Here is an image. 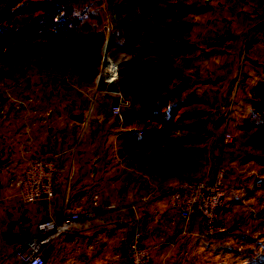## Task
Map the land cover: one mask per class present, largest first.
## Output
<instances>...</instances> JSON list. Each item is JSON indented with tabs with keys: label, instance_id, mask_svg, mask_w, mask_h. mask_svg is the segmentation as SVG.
<instances>
[{
	"label": "crops",
	"instance_id": "1",
	"mask_svg": "<svg viewBox=\"0 0 264 264\" xmlns=\"http://www.w3.org/2000/svg\"><path fill=\"white\" fill-rule=\"evenodd\" d=\"M138 1L103 0L94 9L107 22L109 35L152 34L148 23L165 28L172 41V50L165 51L175 70L167 90L186 76L182 95H194L201 108L205 98V106L211 104L213 121L214 115H223V123L232 129L231 118L237 110L223 112L222 98L246 99L247 90L259 79L255 71L244 75L234 71L238 66L240 72L247 70V58L264 61V31L262 39L256 33L264 22V0H159L157 11L148 14L140 11ZM180 6L192 11L186 14L178 10ZM215 37L219 42L209 41ZM247 37L253 41L247 43ZM145 56L135 55L136 61L147 60ZM222 67L232 71L224 74L219 70ZM214 71L218 76H206ZM240 76V82L247 81L245 88L238 83ZM111 80L118 84V67L108 62L97 79L96 97L115 101L125 97L119 84V92L108 91ZM72 93L77 97L79 92L73 88ZM43 110L38 117L14 114L9 124V159L0 163L7 162L4 169L0 165V185L7 191V197L0 200V264H10L22 244L42 236L40 226L46 214L59 212L65 200L69 208L91 210L93 217L45 233L46 264H130L126 242L136 228L153 253L152 264H206L198 250L204 240L199 219L181 220L172 203V190L182 177L209 167L210 159L215 161L207 153L205 136L188 144L170 136L158 147L146 148L138 116H118L103 106ZM208 111L205 108L202 125L207 131L214 127ZM72 113H83L84 119L76 120ZM223 123L219 122V128ZM193 146L198 147L194 154L190 152ZM58 153L64 172L54 198L40 204L25 202L16 183L25 163L34 156ZM227 153L224 160L230 158Z\"/></svg>",
	"mask_w": 264,
	"mask_h": 264
},
{
	"label": "rangeland",
	"instance_id": "2",
	"mask_svg": "<svg viewBox=\"0 0 264 264\" xmlns=\"http://www.w3.org/2000/svg\"><path fill=\"white\" fill-rule=\"evenodd\" d=\"M99 1L103 0H68L75 10L85 11L87 17L89 15L88 19L101 27L104 26L105 19L98 8L94 9ZM40 6L41 0H0V163L9 159L7 148L9 124L14 120V114L19 116L21 113H27L32 117H38L40 113H45L43 108L55 110L66 106L110 108L115 98L102 99L95 96L97 79L108 62L116 65L119 71L121 58H127L120 50L112 51L117 48L116 45H113L110 51L108 34L103 48L100 49L102 56L99 70L95 74L85 71L82 73L66 61V57L60 52L61 47L55 45L54 41L43 37H33L30 40L27 37L35 34L34 23L43 20V17L40 18L43 11ZM178 10L189 14L192 8L180 6ZM74 14L71 18L76 20ZM77 25L80 26L79 21L73 26L78 28ZM47 29L50 28L42 26V30ZM263 31L264 22H261L256 31L257 37H263ZM216 39L217 37L209 41L219 42L220 39ZM245 41L250 43L253 40L251 38ZM48 48H52L53 53H47ZM28 51L30 52L27 53ZM84 54L86 50L80 55L72 56L80 58ZM130 55V58H134L135 52ZM247 59L249 68L240 72L238 66L234 74L236 72L244 75L255 71L259 78L257 84L264 79V61L255 57ZM219 70L226 74L232 71V68L222 67ZM206 76L218 75L214 71L212 74L208 72ZM239 78L238 83L245 88L246 79L243 78L240 82L242 78L241 76ZM73 88L79 92L77 97L72 93ZM254 88L251 91L247 90L246 99L239 100L234 95L232 98H222L223 112L228 108L229 113L233 109H236L237 113L236 116H232L235 124L229 129L234 134L233 144L230 146L220 144L219 153L215 151L216 145L221 142L219 122L223 123L226 118L223 115L216 118L214 115L213 121L211 104L206 107V99H203V110L204 112L205 108L209 110L208 117L214 124L213 129L209 127L203 134L209 142L207 153L211 158L215 156L213 166L222 163L228 168L226 180L228 199L222 215V225L209 232L202 228L200 231L204 240L198 250L203 252L205 256L203 263L206 264H264V128L244 125V118L250 111L251 101L254 99ZM125 97L131 100L132 95L125 94ZM210 101L209 98L208 102ZM186 132V128L177 127L173 131L172 139H178ZM197 149V146H193L190 152L194 154ZM225 151L229 152L228 160H224ZM211 161L212 159L209 163H212ZM6 164L7 162L0 165L3 168Z\"/></svg>",
	"mask_w": 264,
	"mask_h": 264
},
{
	"label": "trees",
	"instance_id": "3",
	"mask_svg": "<svg viewBox=\"0 0 264 264\" xmlns=\"http://www.w3.org/2000/svg\"><path fill=\"white\" fill-rule=\"evenodd\" d=\"M158 1L140 0L137 5L143 14H148L157 11ZM40 9L43 10L40 13L43 20L33 22L36 32L26 36L30 40L33 37H43L54 41L55 45L61 47L60 52L66 57V61L74 68H78L82 73L85 71L95 74L99 70L102 56L100 49L108 38L107 22L100 27L88 19L89 15L87 17L85 11L75 10L68 0H41ZM73 14L76 20L71 18ZM86 20L87 22H84ZM76 21L80 22L78 28L73 26ZM82 21L84 24L81 25ZM43 25L50 29L42 30ZM147 26L153 27L149 30L152 34L143 36L113 32L109 35L110 51L111 47L116 45L117 48L112 51L120 50L127 55V58L120 60L118 84L124 95H132L129 114L138 116L139 123L144 127V141L141 142L143 146L158 147L172 137L177 127L187 129L186 134L177 140H180V144H188L203 136L205 129L202 125L206 120V112L198 106L194 95H182L185 85L174 84L167 90L175 70L170 64V57L165 48L172 50V41L165 28H158L149 23ZM55 49L57 50V47ZM84 50L86 54L82 57L72 56L80 55ZM134 52L136 56L146 55L148 59L136 62L137 57L130 58V54ZM47 53H53L52 48H48ZM244 125L264 128V79L255 85L254 99L251 101V109Z\"/></svg>",
	"mask_w": 264,
	"mask_h": 264
},
{
	"label": "built area",
	"instance_id": "4",
	"mask_svg": "<svg viewBox=\"0 0 264 264\" xmlns=\"http://www.w3.org/2000/svg\"><path fill=\"white\" fill-rule=\"evenodd\" d=\"M246 40H249V37ZM130 104L131 100L127 98L112 102L111 112L121 116ZM229 129L227 122H224L219 130V140L224 146L233 144L234 134ZM61 155L58 153L50 157L34 156L25 163L16 180L19 196L25 202L40 204L43 200L49 201L54 198L60 175L64 172L60 165ZM212 163L202 171L182 177L172 190V203L178 211L179 218L183 221L198 218L205 232L222 225V215L228 199L226 185L228 168L222 163L216 166ZM6 197V189L0 185V200ZM92 217L91 210L69 208L68 201L65 200L59 212L46 214L40 226L43 235L22 244L11 257L10 264H46V255L42 252V245L46 242L44 234L54 228H67L76 221ZM126 246L130 264H152L153 253L144 243L139 229H134Z\"/></svg>",
	"mask_w": 264,
	"mask_h": 264
},
{
	"label": "water",
	"instance_id": "5",
	"mask_svg": "<svg viewBox=\"0 0 264 264\" xmlns=\"http://www.w3.org/2000/svg\"><path fill=\"white\" fill-rule=\"evenodd\" d=\"M188 81V78L186 76H182L181 81L177 84L178 86L185 84ZM107 89L110 92H119V86L115 80L109 81L107 85ZM130 111V108H126L121 116L124 117L126 116ZM71 117H73L76 120L82 121L84 119V114L83 113H72Z\"/></svg>",
	"mask_w": 264,
	"mask_h": 264
}]
</instances>
